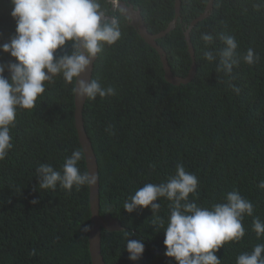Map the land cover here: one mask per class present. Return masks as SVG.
Instances as JSON below:
<instances>
[{
    "label": "trees",
    "instance_id": "trees-1",
    "mask_svg": "<svg viewBox=\"0 0 264 264\" xmlns=\"http://www.w3.org/2000/svg\"><path fill=\"white\" fill-rule=\"evenodd\" d=\"M108 1L101 3L107 8ZM123 2L141 11L152 35L164 32L176 16V0ZM208 2L181 0L175 28L156 41L174 76L186 78L192 69L186 33ZM255 2L214 0L210 15L190 32L196 74L189 84L167 82L160 54L130 20H122L121 40L98 54L92 79L103 88L114 87L116 95L87 100L83 123L98 162L100 216L110 215L122 226L119 231H102L105 264H177L165 255L164 229L153 226L151 208L128 213L123 205L144 184L165 182L178 163L198 177V197L190 194V202L210 208L238 190L254 205L253 216L243 220L245 236L216 253L221 264H236L238 255L264 243V237L258 240L252 230L254 217L264 221V190L258 187L264 180V8L256 11ZM13 7L11 0H0V45L16 34ZM203 33L215 37L207 50L224 47L220 34L232 35L239 45L238 57L251 48L260 61L249 66L241 60L231 77H225L216 72L214 62L204 59ZM71 51L61 49L57 55ZM9 62L14 58L0 50V64ZM4 75H9L7 69ZM73 86L59 76L54 83L46 82L37 107L18 110L10 128L13 148L0 161V264H93L90 187H73L70 195L59 185L55 191L42 190L35 171L46 163L62 171L66 157L76 149L83 152ZM78 167L88 171L85 155ZM156 202L166 227L170 201ZM125 231L145 245L138 261L129 259Z\"/></svg>",
    "mask_w": 264,
    "mask_h": 264
},
{
    "label": "clouds",
    "instance_id": "clouds-1",
    "mask_svg": "<svg viewBox=\"0 0 264 264\" xmlns=\"http://www.w3.org/2000/svg\"><path fill=\"white\" fill-rule=\"evenodd\" d=\"M108 2L110 5L106 8L101 0H11L16 34L10 43L0 45V50L10 53L15 62L0 64V161H4L13 148L10 128L15 124L17 111L35 109L38 98L45 92L46 82L51 84L56 77H61L66 85H74L72 92L81 101L116 95L114 87L103 88L97 80L83 78L105 46H113L121 40L122 20L131 19L123 0ZM253 7L260 11L264 0H257ZM201 39L206 49L204 59L214 62L216 72L225 77H231L234 66H239L241 60L249 66L260 61L251 48L238 57L239 45L232 35L220 34L224 47L218 51L207 50L215 42L212 33H203ZM69 47L70 55H57L58 50L66 51ZM229 86L236 94L240 93V88ZM84 155L81 150H74L65 158L62 171L47 163L37 167L39 189L55 191L59 185L70 195L73 187L79 191L82 187L97 185L98 174L91 170L81 172L78 167ZM258 187L264 190V180ZM190 194L198 197V177L178 163L174 175L159 184H144L124 202L123 209L132 213L151 208L153 226L164 229L165 255L175 258L177 264H221L216 253L226 243L239 242L245 236L243 220L246 215L253 216L254 205L238 190L228 192L225 202L212 204L210 208L198 206L194 200L190 202ZM159 198L170 201L166 227L158 215L161 204L156 201ZM38 202L32 201L33 204ZM252 230L258 240L264 237V221L258 216L253 219ZM133 235L125 231L126 248L129 259L138 261L145 245L141 239H130ZM32 255H36L35 250ZM236 264H264V243L238 255Z\"/></svg>",
    "mask_w": 264,
    "mask_h": 264
},
{
    "label": "water",
    "instance_id": "water-1",
    "mask_svg": "<svg viewBox=\"0 0 264 264\" xmlns=\"http://www.w3.org/2000/svg\"><path fill=\"white\" fill-rule=\"evenodd\" d=\"M213 4H214V0H209L205 12L199 18L193 21L189 29L187 30L186 41L190 48V52H191V55L194 61H193L192 69L186 78L174 76L172 69L169 65V62L167 60L166 52L156 42L157 39L165 37L169 32H171L175 28L177 21L180 17L181 0H176V6H175L176 16L173 22L168 26V28L164 32H161L156 35H152L148 32L147 28L145 27V22L143 20L140 10H135L133 6H127L124 4V6L127 8V14L131 17L130 24L136 27L138 29L139 35L146 41V43L151 45L160 54L161 60L163 62V67L165 70V79L167 80L168 83H171L176 86H180L182 84H189L195 77L196 64H195L194 49H193V46L191 44V39H190V32L199 22L203 21L210 15V13L213 10ZM95 61H93L92 66L88 69L86 76L83 77L89 81L92 79ZM86 101H81L79 98L75 96L76 127L79 133V140H80L83 152L85 153L87 169L91 170L93 173L98 174L99 176L97 157L95 155L91 142L87 136V133L84 128V123H83V110H84ZM90 207H91L92 217H91V227H90V233H89V248H90L92 263L93 264H105V261L102 255V231L103 230H106L109 232L119 231L122 229V226L119 220L112 218L110 215H106L104 217L100 216L99 180H98L97 185L90 187Z\"/></svg>",
    "mask_w": 264,
    "mask_h": 264
}]
</instances>
